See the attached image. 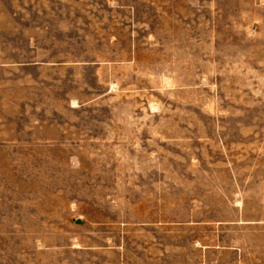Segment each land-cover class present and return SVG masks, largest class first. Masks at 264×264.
<instances>
[{
	"label": "rangeland",
	"instance_id": "374dc122",
	"mask_svg": "<svg viewBox=\"0 0 264 264\" xmlns=\"http://www.w3.org/2000/svg\"><path fill=\"white\" fill-rule=\"evenodd\" d=\"M0 264H264V0H0Z\"/></svg>",
	"mask_w": 264,
	"mask_h": 264
}]
</instances>
